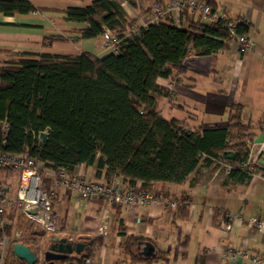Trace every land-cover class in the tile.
<instances>
[{"label": "trees", "instance_id": "obj_1", "mask_svg": "<svg viewBox=\"0 0 264 264\" xmlns=\"http://www.w3.org/2000/svg\"><path fill=\"white\" fill-rule=\"evenodd\" d=\"M80 1L88 3L62 11L64 20L84 26L73 30L75 36L46 37L45 45L99 36L104 40L109 30L121 39L118 49L101 55L87 50L24 52L1 65L0 150H29L38 157L45 186L53 178L46 170L65 168L73 173L82 164L96 165L97 176L105 173L106 182L117 175L127 188L148 191L156 183L181 184L200 166L223 169L237 182L250 180L257 172L256 163L248 164L252 152L247 140L252 142L253 126L243 121L240 104L233 105L226 125L204 128L186 119L168 120L155 96L171 97L158 79L181 80L190 54L213 55L228 47L229 33L222 22L208 23L200 13L185 9L180 17L186 25L168 14L138 26L118 0ZM155 1L168 0L152 1L153 16ZM205 1L217 9L215 0ZM37 10L41 9L32 0H0V12L6 16ZM247 30L238 28L239 33ZM45 131L47 141L40 137ZM180 201L187 211L189 197L183 195ZM85 240L87 247L98 241ZM132 240L128 237L129 243ZM85 255L71 260L82 264Z\"/></svg>", "mask_w": 264, "mask_h": 264}, {"label": "crops", "instance_id": "obj_2", "mask_svg": "<svg viewBox=\"0 0 264 264\" xmlns=\"http://www.w3.org/2000/svg\"><path fill=\"white\" fill-rule=\"evenodd\" d=\"M41 10L29 14L6 16L0 12V66L17 59L24 52L49 51L77 54L82 50L101 55L102 36L81 39L71 47L53 40L45 45L46 37L61 34L75 36L76 28L84 24L64 20L67 6H82L80 0H32ZM138 26L155 22L149 10L154 0H118ZM217 9H226L232 17H245L251 22L250 34L256 45L248 53H240L236 42L213 55L190 54L185 61L186 71L181 80L159 78L158 83L171 93L168 98L156 94L158 109L168 120L186 119L191 126L211 128L226 125L235 103L242 106V119L253 128L252 156L257 172L248 181L229 179L223 169L198 167L181 184L156 183L150 192L156 200L133 207L116 206L101 200L86 199L75 191L54 185L53 214L59 235L76 241L96 238L82 253L94 252L100 264H257L250 259L228 255L230 249L248 248L251 255L264 258V232L249 226L245 220L257 217L264 220V0H215ZM177 24L186 25L180 15H173ZM76 49V50H74ZM78 49V50H77ZM68 52H61V51ZM75 52V53H74ZM168 100V102H167ZM168 113V117L165 114ZM48 171L53 172L48 169ZM73 173L87 179L105 181V173L96 174V165L78 166ZM46 173V174H47ZM0 179L17 183L15 174L0 172ZM190 199L188 210L182 209L180 198ZM175 204L174 206L172 204ZM110 213L107 229H103L104 210ZM186 209V208H185ZM239 215L230 229V215ZM27 230V228H26ZM21 241L36 252L54 236L36 225L30 226ZM133 237L129 243L128 237ZM149 241L156 256L142 255ZM35 244H32V243ZM8 261L27 264L16 255ZM77 254L54 264L76 263ZM36 264H41L37 262Z\"/></svg>", "mask_w": 264, "mask_h": 264}, {"label": "built area", "instance_id": "obj_3", "mask_svg": "<svg viewBox=\"0 0 264 264\" xmlns=\"http://www.w3.org/2000/svg\"><path fill=\"white\" fill-rule=\"evenodd\" d=\"M185 9L194 13H200L202 19L208 23L221 21L222 25L228 29L230 42H236L240 53L245 54L251 51L256 45L254 37L249 30L239 33L240 26L250 29L251 22L245 17H232L226 9H213L205 0H168L166 3L155 1L152 5L154 19L158 21L168 14L179 16ZM121 39L107 30L102 42V50L115 51ZM257 156H252L248 164L253 165L257 161ZM230 166L227 168L229 169ZM8 169V170H7ZM207 170V167H203ZM12 173L17 177V183L13 184L8 179H0V264H7L8 253L15 242H21L26 237L24 229L14 228L13 220L10 218L15 212L22 214L28 223L40 226L46 234L59 233L58 225L53 214V197L55 191L48 190L45 186L42 162L38 157L33 156L29 150L22 153H9L0 150V172ZM54 185L65 187L78 193L86 199H102L108 204H120L125 207H133L139 204H149L156 200L153 193L148 190L137 188H127L120 176L115 175L109 182L87 179L80 173H71L65 168H60L53 172ZM175 205L174 203L172 204ZM104 227L110 221V213L106 209L103 212ZM230 221L226 228L232 227L234 220L243 221L239 215H230ZM245 222L256 229L264 232V220L257 217H250ZM12 228V235L7 229ZM228 255L232 258L238 256L243 259H250L254 263L264 264V258L258 255H251L248 248L239 250L230 249ZM41 264L44 263V252L41 256L37 254ZM82 264H100L94 258L93 250L86 253Z\"/></svg>", "mask_w": 264, "mask_h": 264}, {"label": "water", "instance_id": "obj_4", "mask_svg": "<svg viewBox=\"0 0 264 264\" xmlns=\"http://www.w3.org/2000/svg\"><path fill=\"white\" fill-rule=\"evenodd\" d=\"M40 137L43 141H47L49 134L48 132H42ZM233 153H229V157H232ZM142 255L148 258L156 256L155 248L149 241L144 243ZM87 248V243L84 241H76L68 237H61L54 235L44 251V263L43 264H54L56 261L67 259L70 255L81 254ZM12 252L20 259H23L27 264H36L38 262L37 253L32 250L28 245L23 242H15L12 245Z\"/></svg>", "mask_w": 264, "mask_h": 264}, {"label": "rangeland", "instance_id": "obj_5", "mask_svg": "<svg viewBox=\"0 0 264 264\" xmlns=\"http://www.w3.org/2000/svg\"><path fill=\"white\" fill-rule=\"evenodd\" d=\"M67 36H70V35H67ZM69 42H71V41H69ZM69 42H62V44H61V46H64V44H66V43H69ZM74 45H76V42H71V43H69V44H66L65 46L66 47H71V46H74ZM101 50H100V52H101V54L103 53V50H102V44H101V48H100ZM74 50H76V49H74ZM78 50V49H77ZM61 52H68L67 50L66 51H61ZM68 53H72V51L71 52H68ZM75 53V52H74ZM167 102H168V100H167ZM165 116L166 117H168V113H166L165 114ZM247 142L251 145V151H252V148H253V141L252 142H250L249 140H247ZM263 144H264V142H263ZM251 155H252V153H251ZM258 155V154H257ZM256 156V155H255ZM259 159V155L257 156V160ZM47 173V172H46ZM53 174V172H51V171H48V173H47V175L48 176H51ZM15 184V183H14ZM94 199H96V198H94ZM97 200V199H96ZM13 215V216H12ZM11 215V219L13 220V227L15 228H20V229H25L26 230V227H28V226H30V225H33V226H35V224L34 223H28L25 219H24V217L22 216V214H20L19 212H15L14 214H12ZM12 227V228H13ZM11 228V233H10V236L12 235V229ZM27 231V230H26ZM47 243L44 245L43 244V246L41 245V247H39V248H37L36 249V253L37 254H39V256H41V253L42 252H44L46 249H47V246H48V244H49V241H46ZM40 260H38V262H39Z\"/></svg>", "mask_w": 264, "mask_h": 264}]
</instances>
